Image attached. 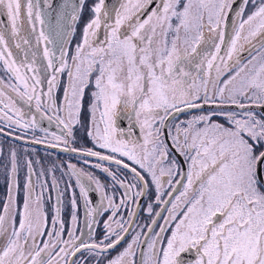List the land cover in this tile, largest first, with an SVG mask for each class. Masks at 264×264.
<instances>
[{
    "label": "snow or ice",
    "instance_id": "1",
    "mask_svg": "<svg viewBox=\"0 0 264 264\" xmlns=\"http://www.w3.org/2000/svg\"><path fill=\"white\" fill-rule=\"evenodd\" d=\"M85 2L64 0L46 23L44 10L52 8L51 0H44L43 8L40 0H0L15 48L23 55V59L14 56L0 29V66L8 76V82L0 78V119H6L9 127L35 128V116L29 119L15 97L26 104L35 101L36 111L41 112L45 93L40 85L46 80L47 107L55 109L57 124L70 137L87 92L95 126V135L89 132V136L109 154L65 150L122 166L131 178L121 180L109 167L96 164L114 182L113 194H109L108 186L98 178L69 164L83 198L89 238L95 217L104 212L110 215L98 242L89 243L75 236L74 230L69 231V239H63L61 194L57 192L49 230L44 209L47 182L33 180L30 160L23 202L17 204L13 189L19 188L18 163L13 151L8 199L0 213V264H80L68 257L81 249L99 257L125 240L137 214L128 211L125 220L121 210L129 202L136 203V197L147 196L149 187H154L155 204L149 202L146 210L155 218L142 226L147 233L136 232L108 264H137V249L139 264H264V52L247 62L240 56L245 44L256 37L264 48V0L258 5L257 0H241L231 21L235 0H118L112 6L97 0L69 56V38ZM250 2L254 11L245 16ZM22 16L31 33H37L40 26L35 43L37 48L43 45V65H38L31 33L23 34ZM64 75L63 102L57 104L53 90ZM208 104L216 108L175 125L174 133L169 129L173 141L169 148L164 134L168 117L183 108ZM121 112L139 125L141 140L131 138V128L124 138L116 126ZM216 116L224 123L213 119ZM173 149L183 157L186 170L171 155ZM117 186L123 189L118 203ZM52 187H58L55 179ZM91 190L100 194L99 206L89 198ZM71 203L75 210V194ZM159 205L164 208L154 212ZM156 218L164 221L159 232L153 227ZM71 220L75 225V212Z\"/></svg>",
    "mask_w": 264,
    "mask_h": 264
},
{
    "label": "flooded vegetation",
    "instance_id": "2",
    "mask_svg": "<svg viewBox=\"0 0 264 264\" xmlns=\"http://www.w3.org/2000/svg\"><path fill=\"white\" fill-rule=\"evenodd\" d=\"M41 7L44 6V0H40ZM151 9H149L150 11ZM235 18V14L233 19ZM24 21V29L23 34L28 35L31 33L30 25L27 23L26 17L22 16ZM0 29L5 31L6 39L10 45V50L14 53V56L17 59H23L22 53L15 48V41L12 39L10 35V27L8 23V18L3 14V10L0 9ZM46 30V28H45ZM31 45H34L33 35L29 36ZM100 38H103V29L100 32ZM70 44L68 47V54H71L75 51V45L80 39H76L70 37ZM248 46L244 48H250L245 54L241 55L242 57H246L253 53L255 49H257L261 45V38L256 37L252 39L251 44H247ZM51 48V45H49ZM42 48L40 45L37 48L38 54V65H43L46 61L42 58ZM58 55V53H57ZM0 78H3L6 82H8V76L3 71L2 66H0ZM67 83L66 75L61 76L60 85L56 89L53 90V95L56 99L57 104H62L63 102V88ZM40 88L43 89L45 95L41 97L42 103V111L37 112L35 107V101L31 104L24 103L19 97H15V93H11L17 100L18 106L28 114V118L30 119L32 115L35 116L37 124L35 128L29 127L27 129L20 128L19 126L13 125L12 127L8 126V122L6 119H0V213L3 211V205L7 202L8 199V191H9V181L11 174V153L13 151L16 152V158L18 163L17 169V180L19 183V188L13 189V195L16 197L17 204L22 205L23 195H24V184L29 175L27 168V161L32 162L33 174L32 178L34 181L47 182V189L44 192V209L48 216V227L51 230V221L53 216L55 215V208L57 207V192L61 194V199L59 203L61 219L64 224V232L63 239H69L68 233L69 231L74 230V235L79 236L82 239L88 241L89 243L93 241H99L105 235L104 223L108 220V216L110 212H104L99 216H96V223L92 225V237L89 238L88 232L89 228L87 226V218L85 216V207L83 204V198L80 196L79 186L76 184V177L72 175V169L68 167L69 164L75 165L77 170H82L84 173H91L94 177L98 178L101 183L108 186L109 194H113V190L111 185L114 183L110 177L104 173L101 169L96 168V164H101L104 167H109L110 170L117 175V177L123 180L125 177L131 178V174L128 170L122 168V166H117L114 163H110L108 161H100L96 157H90L84 155L82 152H71L66 151V148H76V149H92L94 151L101 152L102 155L109 154L107 150L100 149L96 144L92 136H89V132L95 135V126L92 122V115L89 111V103L90 97L86 92L84 100H83V108L81 114L79 116V123L72 125V135L69 137L66 131L63 129V125H58L55 119L56 112L55 109H50L47 105L50 103L47 93V81L40 85ZM8 91V89H5ZM202 103V101L200 102ZM2 107V105H0ZM215 108H200L194 109L190 111H185L179 113L170 119L166 120L165 123L168 126L164 130L165 140L168 144L169 148L172 147L173 141L168 137L169 129L174 133L175 125L186 123L188 120L192 119L194 116H198L204 114L206 112L212 111ZM235 110V109H233ZM261 111H264L262 109ZM11 114V113H10ZM65 114L61 113L63 117ZM51 116L53 119L50 121L48 117ZM213 119L219 121L220 123H224V119L222 117L216 116ZM96 120L99 121V113H96ZM116 126L119 130H122L124 133V138H128L129 128L132 129L133 136L132 139L141 140V133L139 125L135 122L134 119H130L129 114L125 112H121L116 118ZM104 125L101 123L100 128L103 130ZM61 137L60 140H57L56 137ZM26 140H34L41 143H47L55 146L63 147V150H54L48 149L41 146H37L27 142ZM65 140L68 141L65 144ZM171 155L174 156L177 160L180 161L183 168L186 170L187 165L183 163V157H181L178 153L173 149ZM119 158V157H118ZM124 159L125 163H131ZM43 172V175H41ZM53 179L57 182V189H53L52 182ZM146 179L150 180V177L146 176ZM94 187V186H93ZM40 192V188L37 187V193ZM148 195L145 197H136V203H131L123 208L122 215L125 220L129 219L128 211H134L137 216L132 225V230L128 233L125 240H123L120 244H118L114 249L109 250L108 252L103 254V257L100 261L91 260L89 257H85V262L82 264H108V261L117 256L123 249L127 246V243L131 241L132 236L136 232L147 233V227H142L145 225L151 224V219L155 218L150 217L147 213V205L149 202L155 204L154 201V187H149L147 189ZM123 193V189H120L118 186L115 190V196L117 198V203L119 202V198ZM75 194V199L77 202V207L74 210L72 208V197ZM89 198L93 201L94 204L99 206L100 203V194L94 190H91L89 193ZM168 199V197H165ZM106 205V202H105ZM91 207V206H89ZM164 208V205H159L154 208V212L161 211ZM77 216V222L73 225L71 217L73 213ZM163 216H166L167 213L163 212ZM157 224L154 225V229L156 232H159V226L164 223L163 219L156 218ZM127 227V225H125ZM58 227V225H57ZM115 227V225H113ZM170 232L165 233V238L169 235ZM45 236L43 239H47ZM145 237L141 236V240ZM166 242V239H165ZM84 249H81L80 252L76 254L73 260H76L79 254H87ZM189 255H194L189 254ZM69 259V257H68ZM137 264H139L140 259V251L137 249L136 257Z\"/></svg>",
    "mask_w": 264,
    "mask_h": 264
},
{
    "label": "rangeland",
    "instance_id": "3",
    "mask_svg": "<svg viewBox=\"0 0 264 264\" xmlns=\"http://www.w3.org/2000/svg\"><path fill=\"white\" fill-rule=\"evenodd\" d=\"M97 2V0H86L84 6H83V10L80 14V19L79 21L77 22V24L75 25V33L73 36V38H76V39H81V35H82V30H83V27L85 26V24L89 21V19L92 17V13L90 11V8L91 6ZM259 3V0H257V5ZM252 11H254V6L253 4L250 2L249 4H247L245 6V16H247L249 13H251ZM39 25H37V33H31V35H33V39H34V45H31L32 46V49L33 50H36L37 49V46H36V43H35V37L36 35L38 34V30H39ZM31 28V27H30ZM79 42V41H78ZM77 42V43H78ZM43 46V45H42ZM248 45L245 44V47H247ZM244 47V48H245ZM261 52H264V48L261 47V45L255 49L253 51V53H251L250 55L246 56V57H242V62H247L249 59H251L253 56H259L261 54ZM42 53V52H41ZM223 78H226V77H222ZM85 257H89L91 260H97V261H100L103 257V254L100 255L99 257H97L94 253H87V254H79L76 261L80 262V264H82L83 262H85Z\"/></svg>",
    "mask_w": 264,
    "mask_h": 264
},
{
    "label": "water",
    "instance_id": "4",
    "mask_svg": "<svg viewBox=\"0 0 264 264\" xmlns=\"http://www.w3.org/2000/svg\"><path fill=\"white\" fill-rule=\"evenodd\" d=\"M70 2H71V4H78L79 0H70ZM117 2H118V0H106V3L109 6L117 4ZM51 3H52V8L44 10V18L46 20V23H47V20H48L49 16L52 15L55 11L59 10L60 5L64 3V0H51ZM240 5H241V0H235V3L233 4V10L234 11L230 14V18H229L230 21H231V19H233V16L235 14V10ZM43 7H41V8H43ZM46 31H47V28H46ZM51 48H53V50H55V46L51 45ZM250 48H247L244 51H242L240 53V56L245 54ZM202 108H216V106L212 105V104H208V105H203ZM197 109H200V108H197ZM190 110H194V109L183 108V110L181 112H179V113H182V112H185V111H190ZM179 113L173 112L172 115L168 117V119H170L171 117H173V116H175V115H177ZM26 141L31 143V144H34V145H37V146H41V147H44V148H48V149H54V150H63L64 149L63 147H60V146H55V145H51V144H47V143H41V142H37V141H34V140H26ZM73 258L74 257H69V261H72Z\"/></svg>",
    "mask_w": 264,
    "mask_h": 264
}]
</instances>
